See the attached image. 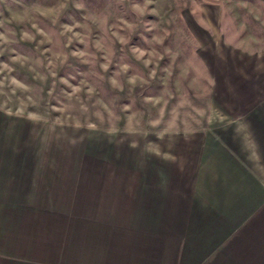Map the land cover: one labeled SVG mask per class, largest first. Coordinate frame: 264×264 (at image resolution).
Segmentation results:
<instances>
[{
    "label": "rangeland",
    "instance_id": "obj_1",
    "mask_svg": "<svg viewBox=\"0 0 264 264\" xmlns=\"http://www.w3.org/2000/svg\"><path fill=\"white\" fill-rule=\"evenodd\" d=\"M260 108L264 0H0V164L63 155L194 186L210 138L253 158Z\"/></svg>",
    "mask_w": 264,
    "mask_h": 264
},
{
    "label": "crops",
    "instance_id": "obj_2",
    "mask_svg": "<svg viewBox=\"0 0 264 264\" xmlns=\"http://www.w3.org/2000/svg\"><path fill=\"white\" fill-rule=\"evenodd\" d=\"M253 114V158L210 138L194 186L185 171L128 185L78 158H3L0 264H264V108Z\"/></svg>",
    "mask_w": 264,
    "mask_h": 264
}]
</instances>
